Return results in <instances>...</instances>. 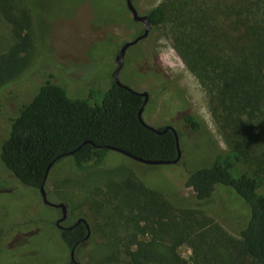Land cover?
<instances>
[{
	"label": "trees",
	"instance_id": "1",
	"mask_svg": "<svg viewBox=\"0 0 264 264\" xmlns=\"http://www.w3.org/2000/svg\"><path fill=\"white\" fill-rule=\"evenodd\" d=\"M24 1L0 0V14L13 33V42L0 54V89L29 63L32 13ZM214 4L201 16L197 12L175 25L173 41L205 89L227 149H216L210 140L216 152L187 170L181 148L179 161L160 164L180 169L176 190L127 179L119 192L110 194L106 207L99 203L106 213L105 226L116 233L109 242L116 245L110 260L120 261L124 255L133 264H187L178 252L187 243L193 248L194 264H244L245 258L264 264V0H216ZM146 15L154 28L172 11L163 4ZM111 76L105 91L93 86L84 97H71L63 85L46 80L17 112L7 116L0 160L18 183L39 188L54 160L53 165L71 160L80 170L103 165L111 152L120 153L107 146L146 159L177 157L175 135L144 125L139 119L143 96L119 86ZM185 117L193 130H203L195 114ZM123 187L134 188L137 196L128 197ZM187 188L195 200L181 193ZM220 191L226 196H218ZM229 200L241 206L236 203L239 216L232 214L238 238L208 215ZM24 238L21 233L15 243Z\"/></svg>",
	"mask_w": 264,
	"mask_h": 264
},
{
	"label": "rangeland",
	"instance_id": "2",
	"mask_svg": "<svg viewBox=\"0 0 264 264\" xmlns=\"http://www.w3.org/2000/svg\"><path fill=\"white\" fill-rule=\"evenodd\" d=\"M215 1L133 0L140 14L164 4L172 15L159 26L152 27L145 38L127 50L120 73L123 83L151 94L152 98L143 113L150 125L162 127L170 122L179 130L184 128L181 116L189 112L202 122L204 128L201 132L205 131L208 135L192 133L185 127L187 133L179 138L187 170L206 162L216 149L226 150L227 144L209 109L205 89L175 49L173 29L185 17L197 16V12L201 16L205 9L210 10L215 5ZM24 3L32 13L28 30L33 36V45L28 49L27 68L20 71L12 83L0 89V144L5 138L7 116L17 112L46 80L63 85L71 97H84L86 89L93 86L105 91L117 66L115 57L119 48L132 40L143 27L132 22V14L127 11L124 0H25ZM11 42L12 27L0 14V54L7 50ZM173 87L177 89L172 93ZM173 94H179V100L185 98L182 110L167 104L166 100L175 97ZM164 109L170 115L177 112L178 119L162 113ZM209 137L216 149L212 148ZM179 171L173 165L139 163L115 152L110 153L103 165L85 170L76 168L71 160L63 159L53 165L48 174L47 198L53 203L67 202L69 210L90 221L92 234L77 252L80 260L87 264H133L124 255L120 261L109 259L111 251L116 249V245L109 242L116 233L106 227V213L100 209L99 203H104L106 207L110 194L113 196L119 192L127 179L134 181L138 178L151 188H171L174 191L175 182L180 180ZM13 181L17 182L0 160V242L4 244L0 245L3 249L0 264H67L68 249L58 244L52 222L59 216V209L38 202L36 189L20 183L14 188ZM122 190L128 197L137 196L134 188L127 190L123 187ZM181 193L196 199L190 188ZM218 196H226V192L220 191ZM234 202L224 201L208 215L229 235L238 238V226L232 214L239 216L241 209L237 207L239 202ZM31 203L35 205L30 211L28 207ZM112 208L109 206L110 210ZM43 224L41 231L37 225ZM21 233L26 239L21 240L19 245H13L19 241ZM52 233L55 236L52 237ZM8 245L12 249L7 250ZM178 252L187 264H194L195 254L189 244L180 245ZM244 262L252 264L250 259L245 258Z\"/></svg>",
	"mask_w": 264,
	"mask_h": 264
},
{
	"label": "flooded vegetation",
	"instance_id": "3",
	"mask_svg": "<svg viewBox=\"0 0 264 264\" xmlns=\"http://www.w3.org/2000/svg\"><path fill=\"white\" fill-rule=\"evenodd\" d=\"M125 1V5H126V8L128 9V7H127V3H126V0H124ZM132 3H133V5H134V2H133V0H132ZM135 6V5H134ZM129 10V9H128ZM133 22L136 24V25H143V27H142V30H144V28H145V23L144 22H142V21H136V20H134L133 19ZM141 29L138 31L139 33L134 37V38H136L137 36H139L140 34H142L143 33V31H142ZM133 38V39H134ZM139 42V41H138ZM137 42V43H138ZM137 43L136 44H134V45H132V46H129L127 49H126V51H125V57H126V52H127V50L129 49V48H134L136 45H137ZM124 44V43H123ZM122 44V45H123ZM121 48V47H120ZM120 48H119V50H118V53H119V51H120ZM117 56V55H116ZM125 57H124V64H125V61H126V59H125ZM124 64H123V66H122V68H121V71H122V69L124 68ZM115 70V69H114ZM114 70H113V72H114ZM121 71H120V73H121ZM113 72H112V74H113ZM173 83V82H172ZM173 85V84H172ZM171 85V86H172ZM177 88H175V87H173L172 88V90H171V92L173 93L175 90H176ZM148 93V92H147ZM173 96H175V97H172V98H170L169 100H166V102H167V104H171V105H173V106H175V107H177L178 109H183V100H185V98L183 97L181 100H179V98H178V96H180L179 94H173ZM144 98V97H143ZM152 97H151V94L150 93H148V101H147V103H146V105L147 104H149V102H150V99H151ZM169 102V103H168ZM146 105H145V107H146ZM144 107V108H145ZM162 113H166V110L164 109V110H162L161 111ZM167 114V113H166ZM160 115H161V113H160ZM167 115H169L168 117H171V118H177L178 119V117H176L177 116V112H173V113H171V115L170 114H167ZM186 114H183L182 116H181V121H182V123L184 124V128L183 127H180V129L178 130V129H176L175 128V126H173L172 125V123H166L165 125H163L162 127H163V129H165V128H167V127H173L174 129H175V131L178 133V135H179V138L180 137H182V136H184L186 133H187V131H186V128H188L192 133H202V134H207V132H198L197 130H193V128L190 126V124H189V122H187V120H186ZM186 127V128H185ZM162 129V130H163ZM185 129V130H184ZM167 130H169V131H171L172 133H173V131L170 129V128H167L165 131H167ZM184 130V131H183ZM174 134V133H173ZM175 135V134H174ZM187 135H189V134H187ZM208 135V134H207ZM210 138V137H209ZM210 140H211V138H210ZM180 148H181V146H180ZM179 161V160H178ZM179 163H181V161L179 162ZM5 167V166H4ZM47 181V180H46ZM10 182V181H9ZM9 182H7V184L9 183ZM11 183H13L14 184V188H16V186L19 184V183H17L16 181H13V182H11ZM42 185V184H41ZM26 187H28V186H26ZM30 188H32V187H30ZM32 189H36V191L38 192V202L40 201L42 204H44V205H48V204H46V203H44V200H43V196H42V192H41V186L39 187V188H32ZM44 189H45V193H46V196H47V188H46V182H45V184H44ZM59 203H63L64 205H65V211H64V209L62 208V207H58V209H59V216L58 217H56L52 222H53V226H54V228H55V233L57 234V236H56V238L58 237V244L59 245H62V247H65L66 249H68V253H69V258H68V261H66L67 262V264H87L86 262H84V261H82V260H80L79 258H78V250L82 247V246H84L86 243H87V241L90 239V237H91V234H92V230H91V223H90V221L88 220V218H86V217H84V216H82V215H78L77 213H75V212H73V210H69L70 208H69V204L67 203V202H63V201H61V202H59ZM34 203H31L30 204V206L28 207L29 208V210L31 211L32 209H33V207H34ZM50 206V205H49ZM6 215V214H5ZM34 220V219H33ZM45 221V220H44ZM31 226H33V223H31ZM38 227H40L41 228V231H43V227H44V224L43 225H37ZM22 227V226H21ZM25 227V226H24ZM22 229H20V231H21ZM19 231V232H20ZM52 232V231H51ZM51 232H49V234H51ZM13 234V233H12ZM32 236H34V234H32ZM53 236H55L54 235V233H52V237ZM10 239H11V237H10ZM1 240V239H0ZM12 240V239H11ZM20 241V240H19ZM3 242V241H2ZM2 242H0V245L1 246H4V244L2 243ZM20 243V242H19ZM13 245H19L18 243H15V244H13ZM12 246H9L8 245V247L6 248L7 250L9 249V248H11ZM12 249V248H11Z\"/></svg>",
	"mask_w": 264,
	"mask_h": 264
},
{
	"label": "water",
	"instance_id": "4",
	"mask_svg": "<svg viewBox=\"0 0 264 264\" xmlns=\"http://www.w3.org/2000/svg\"><path fill=\"white\" fill-rule=\"evenodd\" d=\"M126 3H127V7L129 9V11L131 12L132 14V18L136 21H142L145 23V28L143 30V33L140 34L139 36H137L136 38L132 39V40H129V41H126L120 48V51L119 53L117 54V56L115 57V60L117 62V66L113 72V76H114V81L116 84H118L119 86H122L128 90H131L133 91L134 93L140 95V96H143L144 99H143V103H142V106L139 110V119L140 121L146 125L147 127H149L150 129L154 130L155 132L157 133H163L167 128H170L173 133L175 134V139H176V146H177V157L173 160H154V159H146V158H142L140 156H136L126 150H123L121 148H118V147H115V146H107L109 149L111 150H114V151H117V152H120V153H123L125 155H127L128 157L136 160V161H139V162H142V163H145V164H152V165H160V164H173V163H176L179 159H180V156H181V148H180V141H179V135L178 133L175 131V129L173 127H167L163 130L153 126V125H150V124H147L142 116H141V113L142 111L144 110V107L148 101V93L147 91H139V90H134L132 89L129 85L123 83L120 79V71H121V68L124 64V57H125V51L126 49L129 47V46H132L134 44H136L138 41L142 40L143 38H145L148 33H149V30L151 29L152 27V23H151V20L148 18V16L146 14H140L139 11L136 9V7L133 5L132 3V0H126ZM55 160L52 161L49 166L47 167V170H46V173H45V176H44V179H43V182H42V185H41V192H42V196H43V200H44V203L50 205V206H53V207H62L65 211V205L63 203H53L51 201L48 200L47 196H46V193H45V189H44V184L47 180V177H48V174L50 172V169L51 167L53 166Z\"/></svg>",
	"mask_w": 264,
	"mask_h": 264
}]
</instances>
